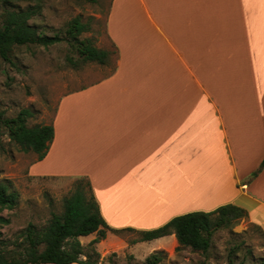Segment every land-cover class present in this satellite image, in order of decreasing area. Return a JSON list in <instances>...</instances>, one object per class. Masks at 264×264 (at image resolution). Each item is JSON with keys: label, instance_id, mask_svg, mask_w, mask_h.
<instances>
[{"label": "crops", "instance_id": "crops-1", "mask_svg": "<svg viewBox=\"0 0 264 264\" xmlns=\"http://www.w3.org/2000/svg\"><path fill=\"white\" fill-rule=\"evenodd\" d=\"M105 30L113 70L59 97L33 163L118 233L227 203L264 233V0H111Z\"/></svg>", "mask_w": 264, "mask_h": 264}, {"label": "rangeland", "instance_id": "rangeland-1", "mask_svg": "<svg viewBox=\"0 0 264 264\" xmlns=\"http://www.w3.org/2000/svg\"><path fill=\"white\" fill-rule=\"evenodd\" d=\"M110 2L0 0V23L4 9L32 8L35 14L28 23L36 34L59 37L58 42L48 46H15L12 62L0 58V111L4 117H16L22 109H27L31 113L26 118L27 127L51 125L57 101L63 93L90 84L113 70L116 52L109 45L105 30ZM123 15L126 18V14ZM75 18L86 24V30L77 39L66 32ZM81 42L106 50L105 63L84 62L78 52ZM36 158L32 150L22 151L0 125V180L9 181L11 189L18 194L16 206L3 211L10 220L2 228L4 239L9 242L17 237L22 239L30 223L41 228L51 213H61L64 198L74 189L78 178H82L45 176L41 173L45 169L33 163ZM84 188L89 193L86 185ZM109 232L92 246L100 254L98 262L101 264H142L152 253L161 256L158 264H264V233L245 217L216 229L206 254L176 246L164 250L158 239L137 241L140 233L133 231ZM91 235L95 237L96 233ZM89 237L81 240L86 254L92 249L87 246L92 239Z\"/></svg>", "mask_w": 264, "mask_h": 264}, {"label": "trees", "instance_id": "trees-1", "mask_svg": "<svg viewBox=\"0 0 264 264\" xmlns=\"http://www.w3.org/2000/svg\"><path fill=\"white\" fill-rule=\"evenodd\" d=\"M34 14L35 11L32 8L21 11L3 10L0 23V58L2 60L12 62L11 55L15 46L25 44L48 46L59 41L58 36L36 34L28 23ZM85 30L86 24L75 18L70 22L66 32L69 37L77 39ZM78 52L84 62L102 64L108 58L106 50L98 49L85 42H81ZM30 115L29 110L22 109L16 117L6 118L0 111V125L7 129L11 140L22 151L32 150L37 154V158L41 159L48 150L54 130L52 125L47 124L27 127L26 118ZM262 168H264V159L257 171ZM84 185L88 187L89 193ZM17 199L18 194L11 189V183L0 180V264H101L98 262L100 254L92 246L104 239L107 231L114 233L119 231L111 229L101 216L89 182L85 181V178H78L74 189L63 200L61 213H51L50 219L41 228L30 223L22 239L17 237L13 242H9L4 239L2 228L8 225L10 220L3 215V211L13 209ZM245 216L244 209L227 203L213 211L185 213L173 217L159 227L141 230L137 241L152 240L174 233L180 246H187L193 251L206 254L211 247V238L216 229L229 226L233 221ZM92 233L96 235L87 244L88 247H92L91 253L86 254L79 237ZM83 255L84 259L81 258ZM160 260L159 253H152L142 264H158Z\"/></svg>", "mask_w": 264, "mask_h": 264}]
</instances>
